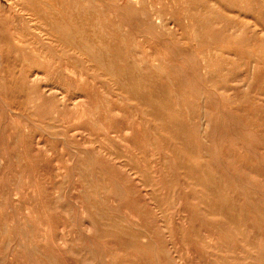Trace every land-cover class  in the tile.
Segmentation results:
<instances>
[{"label":"rangeland","instance_id":"1","mask_svg":"<svg viewBox=\"0 0 264 264\" xmlns=\"http://www.w3.org/2000/svg\"><path fill=\"white\" fill-rule=\"evenodd\" d=\"M0 264H264V0H0Z\"/></svg>","mask_w":264,"mask_h":264}]
</instances>
